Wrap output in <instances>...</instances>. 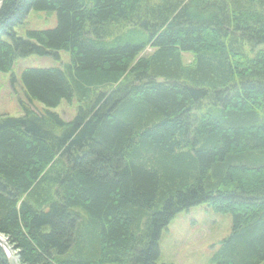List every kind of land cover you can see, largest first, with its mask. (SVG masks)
Instances as JSON below:
<instances>
[{
    "label": "trees",
    "instance_id": "obj_1",
    "mask_svg": "<svg viewBox=\"0 0 264 264\" xmlns=\"http://www.w3.org/2000/svg\"><path fill=\"white\" fill-rule=\"evenodd\" d=\"M31 10L57 26L18 35ZM262 44L264 0H4L0 71L70 53L25 68L30 103L0 116V234L19 264H159L163 230L200 204L233 216L212 262L264 264ZM75 98L74 119L52 110Z\"/></svg>",
    "mask_w": 264,
    "mask_h": 264
},
{
    "label": "rangeland",
    "instance_id": "obj_2",
    "mask_svg": "<svg viewBox=\"0 0 264 264\" xmlns=\"http://www.w3.org/2000/svg\"><path fill=\"white\" fill-rule=\"evenodd\" d=\"M57 26V12L54 10H31L23 24L15 27V32L26 37L28 30L52 29ZM8 38V37H5ZM264 48V44L257 49ZM188 57L187 59H189ZM70 60V53L62 50L50 56L31 54L18 58L10 72L0 71V116H22V102L29 104L21 79L25 68L64 67ZM35 105H43L36 101ZM79 103L62 100L53 111L66 120L77 114ZM233 216L217 212L206 204L190 207L178 213L162 232L159 264H215L211 257L221 240L232 231ZM6 239V238H5ZM7 240V239H6Z\"/></svg>",
    "mask_w": 264,
    "mask_h": 264
},
{
    "label": "water",
    "instance_id": "obj_3",
    "mask_svg": "<svg viewBox=\"0 0 264 264\" xmlns=\"http://www.w3.org/2000/svg\"><path fill=\"white\" fill-rule=\"evenodd\" d=\"M3 2H4V0H0V6L2 5ZM0 244L4 247V249L8 255L10 264H19L18 257L13 252L12 248L8 244V241L1 234H0Z\"/></svg>",
    "mask_w": 264,
    "mask_h": 264
},
{
    "label": "bare ground",
    "instance_id": "obj_4",
    "mask_svg": "<svg viewBox=\"0 0 264 264\" xmlns=\"http://www.w3.org/2000/svg\"><path fill=\"white\" fill-rule=\"evenodd\" d=\"M13 250V249H12ZM14 252V251H13ZM15 253V252H14Z\"/></svg>",
    "mask_w": 264,
    "mask_h": 264
}]
</instances>
